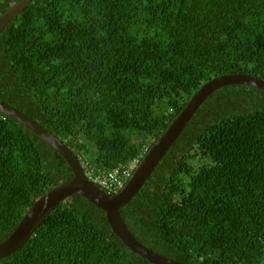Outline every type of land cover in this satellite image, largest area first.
Here are the masks:
<instances>
[{
    "label": "trees",
    "instance_id": "1",
    "mask_svg": "<svg viewBox=\"0 0 264 264\" xmlns=\"http://www.w3.org/2000/svg\"><path fill=\"white\" fill-rule=\"evenodd\" d=\"M19 0H0V15ZM264 80V0H31L0 31V101L89 168L140 158L213 76ZM71 177L36 135L0 115V241ZM129 233L186 264L264 258V92L217 88L119 210ZM0 264H150L71 195Z\"/></svg>",
    "mask_w": 264,
    "mask_h": 264
},
{
    "label": "water",
    "instance_id": "2",
    "mask_svg": "<svg viewBox=\"0 0 264 264\" xmlns=\"http://www.w3.org/2000/svg\"><path fill=\"white\" fill-rule=\"evenodd\" d=\"M30 1L19 0L10 4L9 8L0 15V31ZM234 84L245 85L264 92V80L241 72L213 76L202 83L160 135L153 140L123 187L113 194L105 193L84 176L79 159L57 136L19 110L0 101V115L11 118L50 146L63 159L71 172L69 179L43 192L26 208L12 231L0 241V258L19 249L33 235L49 211L58 203L76 194L104 213L110 232L132 253L150 264H186L142 245L129 233L118 210L135 195L200 103L217 88Z\"/></svg>",
    "mask_w": 264,
    "mask_h": 264
},
{
    "label": "built area",
    "instance_id": "3",
    "mask_svg": "<svg viewBox=\"0 0 264 264\" xmlns=\"http://www.w3.org/2000/svg\"><path fill=\"white\" fill-rule=\"evenodd\" d=\"M136 163V159H131L127 164H118L108 170H101L89 168L85 162L80 163L84 176L95 183L105 193H116L123 187L129 178L131 171Z\"/></svg>",
    "mask_w": 264,
    "mask_h": 264
},
{
    "label": "rangeland",
    "instance_id": "4",
    "mask_svg": "<svg viewBox=\"0 0 264 264\" xmlns=\"http://www.w3.org/2000/svg\"><path fill=\"white\" fill-rule=\"evenodd\" d=\"M140 158H141V157H140ZM140 158H139V159H138V158H133V159H136V163H135L133 169H134L135 166L137 165V163H138V161L140 160ZM129 161H130V160H129ZM129 161H127V162L124 163V164H127ZM133 169H132V171H133ZM132 171H131V173H132ZM130 175H131V174H130ZM259 264H264V258H263V260H261V262H260Z\"/></svg>",
    "mask_w": 264,
    "mask_h": 264
}]
</instances>
